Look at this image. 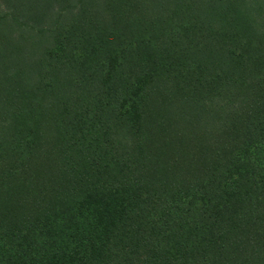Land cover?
<instances>
[{"label": "trees", "instance_id": "1", "mask_svg": "<svg viewBox=\"0 0 264 264\" xmlns=\"http://www.w3.org/2000/svg\"><path fill=\"white\" fill-rule=\"evenodd\" d=\"M0 264H264V0H0Z\"/></svg>", "mask_w": 264, "mask_h": 264}]
</instances>
